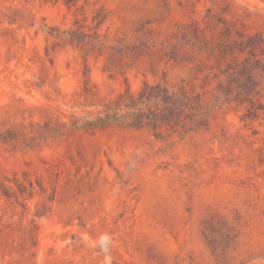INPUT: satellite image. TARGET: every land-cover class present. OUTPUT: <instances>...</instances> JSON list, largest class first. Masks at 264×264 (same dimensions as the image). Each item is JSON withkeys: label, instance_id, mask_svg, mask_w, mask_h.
I'll list each match as a JSON object with an SVG mask.
<instances>
[{"label": "rangeland", "instance_id": "obj_1", "mask_svg": "<svg viewBox=\"0 0 264 264\" xmlns=\"http://www.w3.org/2000/svg\"><path fill=\"white\" fill-rule=\"evenodd\" d=\"M0 264H264V0H0Z\"/></svg>", "mask_w": 264, "mask_h": 264}, {"label": "trees", "instance_id": "obj_2", "mask_svg": "<svg viewBox=\"0 0 264 264\" xmlns=\"http://www.w3.org/2000/svg\"><path fill=\"white\" fill-rule=\"evenodd\" d=\"M65 2H67L68 0H64ZM108 119V115L106 113V116L101 117V116H97L94 119H85L82 121H79L78 119H75L74 122L72 123L73 126H83V127H87V126H94V125H98V124H102L103 122H105ZM131 122H133L134 124H139L141 125V123L143 122L142 119H134Z\"/></svg>", "mask_w": 264, "mask_h": 264}]
</instances>
